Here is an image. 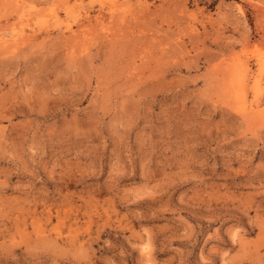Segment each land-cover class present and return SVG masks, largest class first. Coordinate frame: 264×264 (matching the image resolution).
Masks as SVG:
<instances>
[{"label":"rangeland","instance_id":"rangeland-1","mask_svg":"<svg viewBox=\"0 0 264 264\" xmlns=\"http://www.w3.org/2000/svg\"><path fill=\"white\" fill-rule=\"evenodd\" d=\"M0 264H264V0H0Z\"/></svg>","mask_w":264,"mask_h":264},{"label":"bare ground","instance_id":"bare-ground-1","mask_svg":"<svg viewBox=\"0 0 264 264\" xmlns=\"http://www.w3.org/2000/svg\"><path fill=\"white\" fill-rule=\"evenodd\" d=\"M32 13V12H31ZM59 18L56 14H54L53 16V21H58ZM99 21V20H97ZM96 22V21H95ZM90 25V24H89ZM66 29L70 32V33H73V25L71 24H68L66 26ZM85 31V30H84ZM71 37V36H70ZM69 37V38H70ZM72 38V37H71ZM5 44V43H4ZM253 76V75H252ZM253 78V77H252ZM256 80H258L257 78H255ZM255 80V81H256ZM235 91H236V97L238 99V102L240 104V107L242 109V111L246 112L248 110H254L253 107H252V104L248 105V101H247V91H246V79L244 78V75L241 76L238 81H237V84L235 86ZM255 89L257 90L258 89V82L255 84ZM257 94V93H256ZM250 102V101H249Z\"/></svg>","mask_w":264,"mask_h":264}]
</instances>
